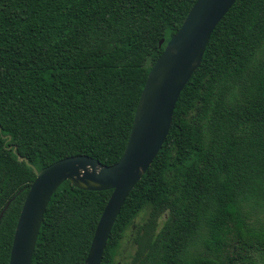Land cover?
Returning <instances> with one entry per match:
<instances>
[{
    "label": "trees",
    "instance_id": "16d2710c",
    "mask_svg": "<svg viewBox=\"0 0 264 264\" xmlns=\"http://www.w3.org/2000/svg\"><path fill=\"white\" fill-rule=\"evenodd\" d=\"M196 2L0 0V215L12 202L0 264H10L34 168L122 159L149 73ZM112 194L64 183L32 264H86ZM120 262L264 264V0H238L212 34L110 235L102 264Z\"/></svg>",
    "mask_w": 264,
    "mask_h": 264
},
{
    "label": "water",
    "instance_id": "95a60500",
    "mask_svg": "<svg viewBox=\"0 0 264 264\" xmlns=\"http://www.w3.org/2000/svg\"><path fill=\"white\" fill-rule=\"evenodd\" d=\"M237 1L197 0L149 73L129 143L117 164L106 166L87 155H77L38 171L28 158L18 154L19 162L33 167L37 177L30 186L18 221L10 264H32L47 208L66 182L85 191H113L86 260V264H102L110 235L127 198L163 148L182 92L200 68L215 29ZM165 42V39L160 42V48ZM14 152L17 153V147ZM11 203L0 215V224Z\"/></svg>",
    "mask_w": 264,
    "mask_h": 264
},
{
    "label": "rangeland",
    "instance_id": "374dc122",
    "mask_svg": "<svg viewBox=\"0 0 264 264\" xmlns=\"http://www.w3.org/2000/svg\"><path fill=\"white\" fill-rule=\"evenodd\" d=\"M129 239H130V237L128 236V238L126 239L124 246H123V250H122L123 261L131 259V256L134 253V247L132 245V241H131V239L130 240ZM120 264H121V262H120Z\"/></svg>",
    "mask_w": 264,
    "mask_h": 264
}]
</instances>
